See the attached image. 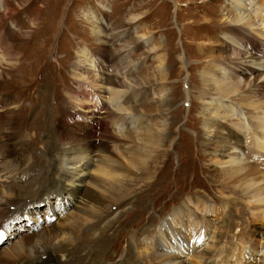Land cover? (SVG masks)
Returning <instances> with one entry per match:
<instances>
[{
    "label": "rangeland",
    "instance_id": "1",
    "mask_svg": "<svg viewBox=\"0 0 264 264\" xmlns=\"http://www.w3.org/2000/svg\"><path fill=\"white\" fill-rule=\"evenodd\" d=\"M259 1L261 2V0ZM0 2L4 6L7 5V8H11L13 16L3 22L1 20H3V17L10 8L5 13L0 11V26L6 25V37H8V33L13 29L14 31H18V28H13L11 20L14 22L16 20L19 23L25 20L26 16L27 18L29 15L30 17L33 16L35 14L33 11L38 7L44 8L43 14L48 15L49 19L53 18L55 13H57L58 18L60 17L61 22L54 29L56 30L55 39L50 40L44 31L37 28L31 40H28V38L24 39L22 34H16L14 41L10 40V43L13 42L12 44H15L18 51L20 46H23L24 42L27 41L25 43L27 49L24 50L23 54L32 52L35 59H37L34 64L40 66V68L34 71L32 76V80L35 82H41L43 67L53 70L59 68L61 64L63 69L57 72L56 86V91H60V98L65 96L64 88H67L72 81L77 82V79L75 80L70 76V65L78 53L77 50L84 43L89 48H92L94 51L91 50L98 57H95L93 60V67L95 69L85 67L82 70V74L88 80H92L93 75L97 78L103 75L105 71L104 64L111 66L114 63L124 61V59H121L122 54L119 51L127 50L128 55L125 60L129 62L128 64H130L132 69V81L138 83L143 79L145 83L149 82L148 84L156 81L164 86V95L161 97L164 107H159V100L152 98L154 96L152 92L153 86L151 88L149 87L150 85L143 95L142 103L130 105L133 106L134 111L142 115L143 119H147L146 124L149 128L145 127V130H148L147 132L156 133L163 126H169L171 129L169 134L165 133L166 139L163 142L165 148L168 149V162L172 163L171 169H169L168 173L161 170L158 174L159 187L154 192L152 191V195L149 193L145 195L148 199L141 200L143 204L140 207H143L144 203H147V206L139 221L140 225L134 228L136 234L141 232L138 238V245L141 247L140 252L142 256H138L137 249H135L131 261H127V257H125L127 244L124 242L132 236L133 228L131 225L137 220V215L134 214L130 218H126L127 221L125 219L126 223L120 225L116 223L112 228V231L115 232L103 257L98 260L99 264H153V256H151V261L143 258L147 254L144 250L146 248L144 241L149 236L155 238V242L159 241L163 245L160 248L163 252L172 254L176 252L175 250H180L178 247L180 245L177 242H174V248L169 246L172 244V240L167 244L165 239L157 233V226L163 218L167 217L171 220L172 227H178L180 234L191 228L188 226L187 217L182 215L180 209L184 206V203L189 208L191 207L190 213L187 210L188 214L197 221H201L203 225L206 224L207 228L214 229L217 225L219 226L223 223L220 229L213 230V232L210 230L209 233L204 231L202 232V237L197 236V239L200 238L197 246L193 248L190 245L188 247L185 246L188 250L191 249V253H196L198 250L206 248V245H209L208 242H211L209 238L211 237L210 234L214 233L213 235L216 237L220 232L222 244L226 245V247L234 246L233 243L239 242V248L237 247L238 253H234V257L230 258L231 262H228V264H235V262L253 264L249 263L248 260H254V264H264V251L261 256L259 255L260 250L264 249V188H252L245 194L241 190V187L247 185L245 179L235 175L233 184L236 183L240 187L234 188V194L225 189V191H219L223 190L222 187L216 186L209 179L210 170L207 168H214L215 160L210 162L212 159L207 158V160L202 157L203 148L201 143L207 137V134L203 130L206 116L211 118V123L214 124V120L220 119L221 116L226 114L228 109L227 104L229 101L220 102L221 100L215 97L223 95L226 88L223 85H218L217 79L220 77L223 66L230 59L231 43L235 41V38H230V34H233V31L230 28H226V25L229 24V17L232 14L231 11L235 7V5H231L230 3L235 4L234 0H28L24 3L21 0H0ZM244 2L248 3L249 0H244ZM57 4L58 6L54 10ZM25 9L28 12L24 13ZM260 11L264 13V7ZM85 14L89 16L90 14H94L96 19H98L94 18L96 21L94 23L101 24L100 26L103 28L102 33L95 35ZM259 15L253 14L259 26H257L256 30L260 34H264V14L261 17ZM28 21L29 18L24 24H27ZM1 28L0 31L2 30ZM32 31L33 29L28 34ZM253 34L256 35V33ZM259 35L257 34L256 37ZM245 36V38H239L241 44L240 53L244 52L245 47L254 50L247 46L248 43L252 46L257 45L254 42L255 38L253 36ZM261 46L263 47L264 45L261 44ZM40 53H42L41 57L38 55ZM47 63H59V67L57 65H47ZM159 70H162L163 79H158ZM215 78L216 80L214 81ZM3 80L0 82V91L4 97V102H7L8 99H14L17 102L16 106L20 104L28 108L25 120L29 121L38 115L45 101L44 99H46V97L43 98V87L41 88V85L37 86L33 84L26 91L15 86L18 85L16 84L17 78L10 79L7 77ZM79 82L84 84L89 83L82 80H79ZM11 84H15L13 87H16L18 89L17 92L20 94L11 91ZM107 85L109 86V83ZM257 87L259 89L264 88V83H258ZM105 88V85L102 84L100 90H104ZM256 91L244 92V97L234 100L233 103L230 102L231 105L238 103L245 111L252 112V106L257 103V100L253 99ZM90 92L93 93L92 91ZM59 99L55 104L61 102ZM91 103L95 109H102V106H96L95 103ZM207 105L208 107H206ZM202 111H205L206 114L204 115ZM54 114L64 122L65 120L77 123L79 121L84 122L88 117L86 113L80 112L81 117H78V113L71 112L70 105L66 101L60 103V108L56 109ZM235 118L228 119L224 117L220 119L217 126H220L221 129H219L222 131L223 136L228 131H236L233 126ZM27 128V126L18 128L15 132L17 134H15L16 138L22 137L24 133L29 135ZM96 128L99 130L100 126ZM41 131L38 129L30 132V134L34 132L32 138L37 142L34 145L29 143L23 146L21 141V143L15 144L14 149L17 159L22 162V169L17 171V174L8 178L7 176H1L7 181L0 184V195L7 196L11 194L12 200L16 199L17 202L0 220V237L1 232L5 233V239L0 243V259L15 257L18 250L25 246L24 240L26 239H28L30 246L31 244H35V241L36 244L39 241H46V239H49L59 230H66V223L69 221L67 218L71 220L69 215L80 204L79 199L83 194L81 191L84 190L85 186L99 190L95 184L91 183L89 174L100 175L94 172V168L91 167L79 173L81 178L80 191L77 190L72 194L69 193L67 189L71 185L67 184L66 181L63 183L64 186L66 185L65 188L54 191L56 188H54L50 179H54L56 175L50 176L48 168L50 166V159L51 161L55 160L54 163L57 169L65 168V166L62 163L63 157L59 155V152L53 150L50 158L46 155L44 146H48V140H51L52 135ZM29 137L31 138L30 135ZM153 137L155 139L160 138V136L156 135ZM233 139L240 142L247 150L249 149V152H252V145L249 144L248 140L245 141L239 135L238 137L234 135ZM148 146L149 144H145L144 149H147ZM119 149L122 150L123 148L119 147ZM104 152L106 153V151ZM91 155V153L88 155V157L90 156L88 159L95 164L97 156ZM161 157L163 159L165 156L162 154ZM157 162L156 165L154 164V167L161 166L162 160L158 159ZM77 168L80 169V167ZM134 171L139 181L128 186L126 185L128 188L124 185L122 187L126 190L128 189L125 193L130 195V199L125 198L122 204L123 207L121 208L112 205L111 213L124 208V212L118 215V219H122L127 213L132 212L133 208H130L132 202L134 205L136 201H140L138 192L143 184L142 178L145 181L147 178L144 177L145 173L141 175L143 177H140L139 172L141 170L139 171L135 168ZM225 176L222 175V177ZM236 178L240 182L238 181L237 183ZM252 179L258 181L254 176H252ZM56 181L54 180L53 183L55 184ZM257 183L260 184L259 182ZM203 188H205L207 193L203 191ZM177 195L180 197L176 199ZM252 195L256 196L252 197ZM191 197L205 201L208 211H199L194 206V200L187 202ZM230 197H233L235 200H233V205L231 202L227 203L228 205L224 203V201L228 202L227 198ZM82 198L84 199V196ZM104 198L110 202V194L106 193ZM101 207L104 209L103 211L107 210L104 202L101 203ZM178 209H180V212L177 213L179 216L172 218L171 214L177 212ZM213 209L215 210L213 211ZM185 214L186 211L184 212ZM157 216L158 218L152 223L151 218ZM107 217H110V211ZM86 230L89 229L86 228ZM112 231L108 230L106 234L108 235ZM255 232H259L260 234ZM184 236H186L185 233ZM88 246L86 244L85 246L80 245L79 247H75V250H78L79 253L74 258L71 256L70 251L64 252V254L68 255L72 264H83L88 254ZM181 246H184V243ZM116 247L118 248L115 250V253L114 249ZM248 247L254 248V253L250 254V250L244 251ZM188 255L186 251H183L180 255L184 264L193 259V256L190 257ZM241 255H243V258L238 261ZM10 264H18V262L13 261Z\"/></svg>",
    "mask_w": 264,
    "mask_h": 264
},
{
    "label": "bare ground",
    "instance_id": "2",
    "mask_svg": "<svg viewBox=\"0 0 264 264\" xmlns=\"http://www.w3.org/2000/svg\"><path fill=\"white\" fill-rule=\"evenodd\" d=\"M26 1L28 0H21L23 3ZM234 2L235 4L232 2L230 3L231 5H235V7L231 11L232 14L231 17H229V24L226 25V28H230V30L233 31V34H230V38H235V41L231 43L232 49L229 54L230 59L226 62L225 66H223L220 77L217 79L218 85H223L226 88L223 95L216 96L215 98H219L221 100L220 102L229 101L228 104L226 103L228 106L226 114L221 116L220 119L224 117L228 119L236 117L233 122L236 131H228L225 133V136H223L220 126H217L220 119H215L214 124H212L211 118L206 116L203 130L205 134H207V137L203 139L201 146L203 148L202 157L206 159L209 158L210 160L212 159L211 161L209 160L210 162L215 160V167L207 168L210 170L209 179L216 184V186L222 187L223 190L219 191L229 190L233 193L234 188L239 186L236 183L233 184L234 176L238 175L237 177L244 178L247 183V185L241 187V190L246 194V192L248 193V190L252 188H264V88L259 89L257 87L258 83H264V46H261V44L264 45V34H260L258 30H256L258 24L253 17V14H260V17L264 14L260 11L261 8L264 7V0H261V2L259 0H249L248 3L244 2V0H234ZM0 5H2L0 6V8H2L0 11L4 13L10 8H7V5L4 6L2 2H0ZM57 6L58 4L55 6L54 10ZM24 11V13L28 12L26 9ZM43 11V7L36 8V10L33 11L35 14L31 17L29 15L27 24H24L28 19L27 16L25 20L19 23L16 20L14 22L10 19L13 23V28H18V31H14L13 29L8 33V37H6V25L3 24L0 26L2 27L0 31V82L7 77L10 79L17 78L16 84L18 85H10L12 87L11 91L17 94L20 93L17 92L18 89H16V87L26 90L33 84L37 86L41 85V88L43 87L42 91L44 92L43 98L46 97L38 115L28 121L25 120L28 114V108L20 104L16 106L17 102L14 101V99H8L7 102H4V97L0 91V184L6 183L7 181L1 176H7L8 178L17 174V171L22 169V162L17 159L14 149L15 144L22 142L23 146L29 143L34 145L37 143L36 140L32 138L34 132L31 134L30 132L40 129L43 133L52 135L51 140H48V146H44L46 155L50 158L52 156H50V154L54 150L59 152V155L63 157L62 163L65 168L62 169H57L54 163L55 160L51 161L50 159V166L48 167L50 176L56 175L54 179H50V182L54 185V188H56L54 191L65 188L66 185L64 186V181L71 185L68 187L69 189H67L69 193L72 194L74 191H80L81 178L79 173L91 167L94 168V172L100 175L89 174L91 183L95 184L99 190L85 186L84 190L81 191V193L83 192L82 197L84 196V199L81 197L79 199L80 204L75 208L74 212L70 213L69 217L71 220L67 218L69 220L67 221L66 219L68 222L66 223V230H59L49 239H46V241H39L37 244L35 241V244H31L30 246L28 239L24 240L25 246L18 250L15 257L11 259H3L1 257L0 264H10L13 261L18 262V264H72L68 255H65L64 252L70 251L71 256L74 258V256L79 253L78 250H75V247H79L80 245L85 246L86 244L89 245V250L86 261L83 264H99L98 260L103 257L107 247L110 245V239L115 232L112 231V228L116 223L119 225L126 223L128 218L136 214L137 220L131 225L133 234L131 237L129 236L130 239L124 242L127 244L125 257H127V261H131L135 249H137L138 256H142L140 252L141 247L138 245V238L141 232L136 234L134 231V228L140 225L139 221L147 206V203H144L143 207H140V205L143 204L141 200L148 199L145 195H147V193L152 195L155 189L159 187L160 182L158 180V174L161 170L168 173L172 163L168 162V149H166L164 146L165 144H163L164 139H166L165 133L169 134L171 132L169 126H163V128L156 133L147 132L148 130H145V127L148 128L146 124L147 119H143L141 117L142 115L134 111L133 106L130 105H135V103L141 104L143 95L150 85L149 87L153 86L152 92L154 96L152 98L159 100V107H164L162 105L163 101H161V97L164 95V86L156 81H152L151 84H148L149 82L145 83L143 79L138 83L132 81V69L130 64H128L129 62L125 60L128 55L127 50L119 51V53L122 54L121 59H124V61L114 63L111 66L104 64L105 75L103 74L98 78L93 75V79L88 80V78L82 74V70L85 67L95 69L93 67V60L97 55L93 53L94 50L92 48H89V46L84 43L77 50L78 53L70 65V76L75 80L77 79V82L72 81L67 88H64L65 96L60 98V91H56V86L58 78L57 72L63 69L61 64L59 67V63H47V65H57L59 68L50 70L48 67H43L41 82L36 81V83L32 80V76L34 71L40 68V66L34 64L37 59H35L32 52H26L25 55L23 54L24 50L27 49V45L25 46L27 41L24 42L23 46H20L21 51H23L22 53L20 49L19 51L17 50L15 44H12L13 42L10 43L11 39L14 41L16 34H22L24 39L28 38V40H31L37 28L44 31L50 40L55 39L56 30L54 29L59 26L61 22L60 17L58 18L57 13H55L53 18L49 19L48 15L43 14ZM85 15L95 35L102 33L103 28H101V24L94 23L96 22L94 14H90V16L87 14ZM11 17L13 16L10 8L1 21L5 22L6 19ZM32 29V34H28ZM253 33L260 35L256 37ZM245 35L253 36V38H255L254 42L257 45L252 46L248 43L247 46L254 50L245 47L244 52L240 53L241 44L239 38H245ZM38 55L41 57L42 53ZM157 76L159 77L158 79L164 78L162 70L158 71ZM79 80L83 82L88 81L89 83H80ZM215 80L216 78L214 81ZM107 83H109V86H106ZM76 84H78V86L75 87ZM102 84L106 87L104 90H100ZM14 85L16 87H13ZM254 90L257 91L254 93L253 99H256L257 103L252 106V112L245 111L238 103L231 105L230 102L233 103L234 100L244 97V92H252ZM58 99L61 102H68L70 111L75 114L78 113V117H81L80 112L86 113L88 115L87 120L84 122L79 121L78 123L72 121L68 122L65 119V122L60 120L58 116L54 114L56 109L60 108L61 102L55 104ZM86 101H88V103H86ZM91 102L95 103L96 106H102V109H95ZM89 105L91 106L88 107ZM206 107H208V105ZM202 113L204 115L206 114L205 111H202ZM24 126L28 127L27 132H29L31 138L27 133L22 134L20 138H16L17 134L15 132L18 128ZM97 126H100L99 130H97ZM154 135L160 136V138L155 139L153 137ZM234 135H237V137L239 135V137L243 138L245 141L248 140L249 144L252 145V152H249V149L247 150L240 142L234 140ZM97 144L99 145L96 146ZM145 144H149L147 149H144ZM119 147L123 149L120 150ZM104 151H106V153ZM90 153L93 156H97L95 164L88 159ZM162 154L165 156L163 159L161 157ZM158 159L162 160L161 166L154 167V164L156 165L158 163ZM77 167H80V169ZM135 168L139 171L141 170L139 172L140 177H143L141 175L145 173L144 177L147 178L146 181L142 178L143 184L138 192L140 201L135 200L136 202L134 205L132 202L130 206V208H133L132 212L127 213L124 218L118 219V215L124 212V208L112 213L111 208L112 205L121 208L123 207L122 204L125 198L130 199V195L125 193L128 189L126 190L122 187L139 181L135 175ZM222 175L226 176L222 177ZM252 176L257 178L258 181H254ZM54 180H57L55 184L53 183ZM238 181L239 179H237V183ZM203 191L207 193L205 188H203ZM106 193L110 194V202L104 198ZM10 195L11 194L7 196L0 195V220L17 202L16 199L12 200ZM254 196L256 195H252V197ZM178 197L180 196L177 195L176 199ZM192 200H194V206H196L199 211H208L206 209L208 206L205 201L191 197L187 202ZM233 200L234 198L230 197L227 198L228 202L224 201V203L227 204L231 202L233 205ZM102 202L107 206V210L105 211H103L104 209L101 207ZM190 208L185 203L184 206L180 208L182 215L187 217L188 226L191 227L184 232L186 236H184V233H179L178 227H172L171 220L167 217L163 218L157 226V233L165 239L167 244L172 240V244L169 246L174 248L175 246L173 244L177 242L180 245L178 246L180 250H175L176 252L172 254L163 252L160 249L163 245L160 244L159 241L155 242V238L149 236L148 239L144 241L146 246L144 250L147 252L143 257L145 260L151 261V256H153V264H184L180 255L183 251H186L187 254H189L188 256H193L192 261L187 264H228V262H231L230 258L234 257L235 252L238 253L237 247L239 242L233 243L234 246L226 247V245L222 244L220 232L216 237H214V233H211V237H209L211 242H208L209 245H206V248L204 247L196 253H191V249L188 250L185 248V246L188 247V245H190L191 248L197 246L200 239H197V236L202 237V232L206 231L209 233L210 230L213 232V230L220 229L223 226L222 223L219 226L216 224L217 227L214 229L210 227L207 228L206 224L203 225L201 221H197L188 214L187 210L189 211ZM180 209L171 214L172 218H177L179 216L177 213L180 212ZM214 210L215 209H213V211ZM109 211L110 217H107ZM185 211L186 214L184 215ZM96 212L98 213L96 214ZM157 218L158 216L155 218L152 217L151 222L153 223ZM86 228L89 230H86ZM108 230L112 231V233L107 235L106 233ZM255 233L260 234L259 232ZM185 240L187 241L186 243ZM18 242L20 241L18 240ZM183 243L184 246H181ZM117 248L118 247L114 249L115 253ZM247 250H250V254L254 253V248L252 247H248L244 251ZM263 251L264 249L260 250V256ZM241 258H243V255L240 256L238 261H240ZM65 259L67 260L65 261ZM248 262L254 264L255 261L248 260ZM237 263L238 262H235V264Z\"/></svg>",
    "mask_w": 264,
    "mask_h": 264
}]
</instances>
